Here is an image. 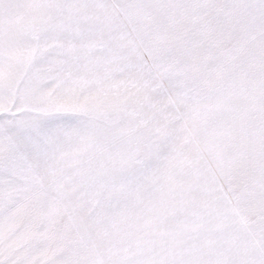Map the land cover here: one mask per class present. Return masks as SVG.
Listing matches in <instances>:
<instances>
[{"label":"snow or ice","instance_id":"snow-or-ice-1","mask_svg":"<svg viewBox=\"0 0 264 264\" xmlns=\"http://www.w3.org/2000/svg\"><path fill=\"white\" fill-rule=\"evenodd\" d=\"M0 264H264V0H0Z\"/></svg>","mask_w":264,"mask_h":264}]
</instances>
